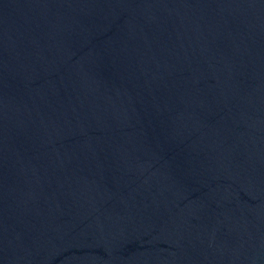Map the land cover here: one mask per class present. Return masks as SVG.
Segmentation results:
<instances>
[{"label":"water","instance_id":"1","mask_svg":"<svg viewBox=\"0 0 264 264\" xmlns=\"http://www.w3.org/2000/svg\"><path fill=\"white\" fill-rule=\"evenodd\" d=\"M0 264H264V0H0Z\"/></svg>","mask_w":264,"mask_h":264}]
</instances>
